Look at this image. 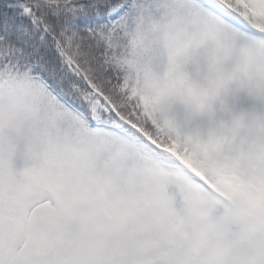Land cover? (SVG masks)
<instances>
[{
    "label": "snow or ice",
    "instance_id": "1",
    "mask_svg": "<svg viewBox=\"0 0 264 264\" xmlns=\"http://www.w3.org/2000/svg\"><path fill=\"white\" fill-rule=\"evenodd\" d=\"M0 264H264V0H0Z\"/></svg>",
    "mask_w": 264,
    "mask_h": 264
},
{
    "label": "clouds",
    "instance_id": "2",
    "mask_svg": "<svg viewBox=\"0 0 264 264\" xmlns=\"http://www.w3.org/2000/svg\"><path fill=\"white\" fill-rule=\"evenodd\" d=\"M0 120L9 122L7 108L3 105H0Z\"/></svg>",
    "mask_w": 264,
    "mask_h": 264
}]
</instances>
